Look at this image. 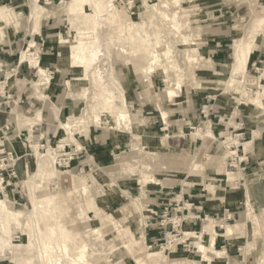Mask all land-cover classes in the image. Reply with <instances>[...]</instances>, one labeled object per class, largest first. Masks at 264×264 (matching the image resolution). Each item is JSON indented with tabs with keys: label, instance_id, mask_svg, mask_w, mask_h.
<instances>
[{
	"label": "rangeland",
	"instance_id": "1",
	"mask_svg": "<svg viewBox=\"0 0 264 264\" xmlns=\"http://www.w3.org/2000/svg\"><path fill=\"white\" fill-rule=\"evenodd\" d=\"M1 6L0 264H264V0Z\"/></svg>",
	"mask_w": 264,
	"mask_h": 264
},
{
	"label": "bare ground",
	"instance_id": "2",
	"mask_svg": "<svg viewBox=\"0 0 264 264\" xmlns=\"http://www.w3.org/2000/svg\"><path fill=\"white\" fill-rule=\"evenodd\" d=\"M76 2H74V4H75ZM40 7V6H39ZM38 9V8H37ZM0 10H4V7L3 6H1L0 7ZM7 11V10H6ZM5 11V12H6ZM37 11V10H36ZM3 13V12H2ZM165 13V12H164ZM6 14V13H5ZM4 15V14H3ZM5 16V15H4ZM168 20V19H167ZM9 21V20H8ZM173 22V21H172ZM264 24V21H262L261 23H260V25H259V27H258V25H257V28L253 31V33H252V35H251V37H250V39L249 40H242V41H239V42H237L236 43V45L234 46V49H233V59H234V62H233V64H232V68L234 69V71L236 70H245V68H246V63H247V61H248V59L249 58H251V55H252V51H253V36L255 35L254 33L255 32H258L259 30H260V27L262 26ZM263 31H264V27H263ZM186 41V40H185ZM85 43V42H84ZM81 44V43H80ZM83 44V43H82ZM81 48V47H80ZM78 50L79 49H77V50H73L72 51V54H73V57H75L76 59L78 58V56H79V54H78ZM93 54H94V52H93ZM95 55V54H94ZM94 57V56H93ZM192 57V56H191ZM154 59V60H153ZM153 59H152V62L154 61V63H156L157 61H158V56L157 55H153ZM39 59H38V62L36 61L35 63H34V65H35V67H38L39 65ZM153 64H150V72H152L153 71V66H152ZM39 68H40V66H39ZM261 77H264V73L262 74V76ZM175 79L174 78H172V76L169 74V73H167V83H168V86H167V88L165 89V91H166V94H167V96L168 97H172V95L175 93V89H176V86H177V84H179L178 82H175L174 81ZM251 100V99H250ZM107 101V100H106ZM253 104H261L262 105V103L260 102V100H258V99H254L253 100V102H252ZM110 114H112L113 115V112H110ZM165 113H164V117H165ZM111 116V115H110ZM120 117H122L121 115H119ZM167 116V115H166ZM166 118V117H165ZM205 136H207V137H211V135L210 134H208V135H205ZM205 138V137H204ZM208 140H210V139H208ZM45 163V162H44ZM42 166V165H41ZM40 166V167H41ZM44 166V165H43ZM46 166H49V165H47V163H46ZM45 167V166H44ZM42 169V168H41ZM49 169H50V167L47 169V172L49 171ZM46 173V172H45ZM38 176V175H37ZM38 178V177H37ZM31 178L29 177V180H30ZM29 182H33V180L31 179ZM27 183V182H26ZM83 183V182H82ZM34 184V183H33ZM84 190L86 189V188H83ZM4 200L2 201H0V204H1V206L2 207H5L6 208V205L4 204ZM8 212V211H7ZM10 214H12L13 216H18V214H15V213H12V212H10ZM12 215H11V217H12ZM12 219H15V217L14 218H12ZM219 220V219H218ZM221 223V222H220ZM213 224V223H212ZM208 228H210V229H212V225H208L207 226ZM233 226H228L227 227V231H226V237L229 239L230 237H231V235L233 234ZM215 245H216V234H213L212 235V237H211V241H210V243L208 244V247L206 248L205 246H203V245H201L200 247H199V251L200 252H202L203 251V249H204V254H205V256H206V250H213L214 251V254H216V255H221V252L219 251V250H217L216 248H215ZM81 247H82V245H81ZM80 247V248H81ZM77 250V249H76ZM84 250H80V251H78L77 253L75 252L74 253V256L72 257V261H73V263L74 264H79V261H83V259L85 258V255H84ZM153 254V253H152ZM161 254V253H160ZM150 256H152V255H150ZM159 256V255H158ZM160 256H162V254L160 255ZM153 258H154V255H153ZM159 259V258H158ZM154 260V259H153ZM208 260H209V258H208ZM71 261V262H72Z\"/></svg>",
	"mask_w": 264,
	"mask_h": 264
},
{
	"label": "crops",
	"instance_id": "3",
	"mask_svg": "<svg viewBox=\"0 0 264 264\" xmlns=\"http://www.w3.org/2000/svg\"><path fill=\"white\" fill-rule=\"evenodd\" d=\"M37 2H38V0H33V7L36 5ZM44 70H46L47 73H48V72H51L49 68L44 69ZM257 135H258V132H256L255 136H257ZM253 142H254V141L247 142V143H246V148H248L250 145H252ZM192 233H193V232H192ZM199 241H200V238H199ZM201 242H202V241H201ZM0 247H1V246H0ZM195 247H196V246H195ZM5 250H6V249H5ZM5 250H3V249L1 248V251H2L1 255H4L3 252H4ZM220 252L223 254V256H225V254H226L225 250H224V251L222 250V251H220ZM222 258H224V257H222ZM222 258H220V259H222ZM242 258L245 259L244 256H243ZM216 260H218V259H216ZM211 261H213V260H211ZM201 262H208V261L205 260V259L201 256ZM178 263H181V261H180V260H179V261H178V260H174V261L171 260V263H170V264H178Z\"/></svg>",
	"mask_w": 264,
	"mask_h": 264
},
{
	"label": "built area",
	"instance_id": "4",
	"mask_svg": "<svg viewBox=\"0 0 264 264\" xmlns=\"http://www.w3.org/2000/svg\"><path fill=\"white\" fill-rule=\"evenodd\" d=\"M0 154H5L7 156H10L11 158L13 157V153L11 151L10 152L6 151V149L3 151H0ZM71 159H73V158L71 157L70 160Z\"/></svg>",
	"mask_w": 264,
	"mask_h": 264
}]
</instances>
